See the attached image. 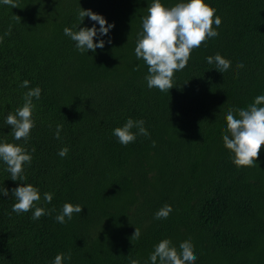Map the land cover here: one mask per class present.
<instances>
[{"label":"trees","instance_id":"obj_1","mask_svg":"<svg viewBox=\"0 0 264 264\" xmlns=\"http://www.w3.org/2000/svg\"><path fill=\"white\" fill-rule=\"evenodd\" d=\"M16 2L0 3V143L24 146L33 158L17 181L0 161V264H53L60 253H71L63 264H150L161 240L179 250L189 238L195 264H264V148L258 167L238 168L222 139L227 111L264 95V0H205L222 19L213 25L219 35L192 51L169 93L148 88V66L135 56L153 0ZM79 7L114 24L94 38L105 41L95 53L81 54L64 35L65 27L78 29ZM94 24L99 29L85 17L80 27ZM217 53L231 61L227 72L207 63ZM36 87L42 91L25 144L14 140L6 117ZM129 118L144 120L150 138L121 145L113 130ZM27 184L40 191L37 207L55 209L51 215L12 212V189ZM44 193L53 194L51 203ZM65 203L84 208L60 224ZM165 204L173 211L156 220ZM135 227L141 234L131 240Z\"/></svg>","mask_w":264,"mask_h":264},{"label":"clouds","instance_id":"obj_2","mask_svg":"<svg viewBox=\"0 0 264 264\" xmlns=\"http://www.w3.org/2000/svg\"><path fill=\"white\" fill-rule=\"evenodd\" d=\"M3 5L11 8H18L16 0H0ZM85 17L90 18L99 24V29L95 24L91 28L80 27ZM78 29L64 28V35L75 42V47L81 54L89 51L95 53L105 47V41L100 39L99 43L94 42V38L107 36L114 24H108L106 19L93 13L91 10L78 9ZM15 19L20 20L15 16ZM222 23L221 17L216 15V9L205 3V0H180L172 7H165L161 0H153L147 7V15L142 18V32L138 33L135 56L137 60H143L148 66V75L145 76L149 89L156 88L161 92L169 93L174 86V73L184 70L191 58L193 50L200 48L208 40L217 37L219 33L213 25L218 28ZM11 29L5 33L10 35ZM3 37H0V43ZM107 43H111L109 39ZM91 58V57H90ZM208 64H215L220 73L227 72L231 67V61L222 57L219 53L214 56L206 57ZM243 63H239L237 68H243ZM137 70H139L137 68ZM29 81L25 80L21 87L28 88ZM41 89L36 87L30 89L24 94V104L17 108L15 114L9 113L6 117V123L11 126V135L14 140H23L25 144L30 139L31 130L35 127V121L32 118L35 105L33 98L40 99ZM227 127L222 134L224 147L233 154L232 163L236 167H258L257 160L262 148H264V95L257 96L254 102L246 109H229L226 113ZM144 120L127 119L122 127L113 130V135L119 143L127 146L134 143L138 136L150 138V133L144 127ZM51 127V126H50ZM62 125H56L55 138L59 140ZM136 129V131H133ZM155 147V141L152 142ZM69 149L63 147L58 155L65 158ZM35 152V148L31 149ZM32 155L24 146L3 142L0 143V161L7 167L11 175V180L25 179L24 166L31 165ZM3 196H9L6 188L2 189ZM12 196L16 203L12 206V212L17 215L27 213L35 209L32 215L33 220H38L44 215H51V209L46 211L36 205L41 200V194L38 188L31 184L22 185L12 189ZM44 200L51 203L53 194L44 193ZM81 205L65 203L62 211L55 217L60 223L70 221L74 214L80 215ZM173 211L172 207L165 204L155 214L156 220L167 219ZM140 229L135 227L132 239H139ZM71 259V253L65 257L60 253L55 257L53 264H63L64 260ZM197 257L194 252V245L191 239L183 241L179 245V250L173 246L169 239L161 240L154 246L153 252L149 256L150 264H195ZM131 264H140L139 260H131Z\"/></svg>","mask_w":264,"mask_h":264}]
</instances>
